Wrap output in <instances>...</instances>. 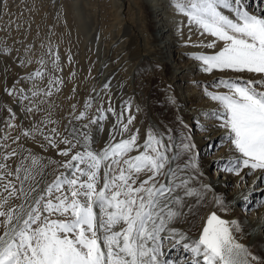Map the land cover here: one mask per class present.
I'll return each instance as SVG.
<instances>
[{"label": "snow or ice", "instance_id": "obj_1", "mask_svg": "<svg viewBox=\"0 0 264 264\" xmlns=\"http://www.w3.org/2000/svg\"><path fill=\"white\" fill-rule=\"evenodd\" d=\"M171 6L187 17L190 27L211 38L196 46L216 49L223 44L211 54L192 57L200 70L238 74L204 86V95L216 107L203 112L208 121L203 131L225 129L228 153L221 158L220 171L239 177L238 184H245L248 176L253 183L264 181V8L257 13L244 0H171ZM24 50L31 53L32 46L25 45ZM59 60L49 45L38 63L51 61L52 69L59 71ZM32 62L31 55L19 61L22 66ZM43 75L37 70L22 79L34 82ZM62 83L59 77L50 78L47 90H37L33 83L30 96L24 89L5 88L9 96L19 92L25 118L46 113L22 135L33 140L42 136L46 142L42 146L68 159L57 164L64 171L46 183V165L38 156L0 150V264H264V258L235 239L233 229L241 230L238 222L222 219L215 211L207 216L198 239L173 226L194 219L195 209L213 191L201 182L203 172L190 135L174 143V129L149 127L141 142L131 105L125 101L118 113L111 96L108 107H98L88 123L79 124L86 111L76 115L72 105L64 132L49 129L48 125L59 122L52 119L53 105L47 109L41 105L49 103L53 87ZM110 89L109 83L102 85L104 93ZM96 98L103 105L105 96L96 93L85 102V110ZM7 110L15 120L12 108ZM109 113L114 123L108 142L97 152L92 126L103 131ZM6 126L16 127L10 122ZM8 139L16 143L20 137H3ZM8 148L0 144V149ZM13 157L19 158L14 170L9 163ZM213 199L221 211L230 210L231 203L221 195L214 194ZM169 248H179L182 255L170 256Z\"/></svg>", "mask_w": 264, "mask_h": 264}, {"label": "rangeland", "instance_id": "obj_2", "mask_svg": "<svg viewBox=\"0 0 264 264\" xmlns=\"http://www.w3.org/2000/svg\"><path fill=\"white\" fill-rule=\"evenodd\" d=\"M114 1L117 0H0V144L10 145L8 149L0 150L17 149L22 156H27L29 153L38 156L46 165V183H51L59 172L64 171L63 168L57 169V164L68 158L59 156L55 149L42 146L46 142L40 135H37L35 140L22 135L24 131L31 130L39 120L44 119L46 113L40 112L35 118L31 115L25 118L24 105L18 102L19 92L17 91L15 97L9 96L5 88L24 89V94L30 96L29 90L33 89V83L37 90H47L49 79L59 77L63 83L53 87V94L48 98L49 103L41 107L47 109L49 104L53 105L52 119L59 123L50 124L48 128L56 127L61 133L64 132L65 125L68 123L67 117L72 112V105H76V115L86 111V119L79 122L82 125L96 115L98 107H108V96L112 97V106L118 113L125 101L131 105V114L135 116V127L140 129L141 142L146 129L157 127L162 130L181 131L184 136L190 135L193 143H197L198 140L194 141L193 137L202 131V124L208 122L204 117L199 116L200 123L202 121L203 123L194 128L189 125L191 121L184 120L183 125L179 123L183 117H180L174 108L178 95L172 82L167 78L168 72L165 68L168 66L163 64L167 56H162L159 47L154 43L144 1L123 0L121 8L116 6ZM115 41L117 44L114 45ZM25 45L32 46L31 53L25 52ZM49 45L59 54V71L52 69L51 61L43 66L38 63L41 54L47 51ZM222 46L219 44L218 50ZM5 48L9 50L8 53L3 51ZM29 55L33 62L20 65V58ZM141 55L147 57L143 58ZM37 70H41L45 75L34 78V82L22 79ZM203 75L208 79L216 75L212 78L218 79L223 73L214 71L212 74L204 73ZM105 82L111 85L107 93L102 90ZM205 85L198 87L197 95L204 93ZM56 87H59V91L55 90ZM96 93L105 96L103 105L96 98L92 107L85 110V102L90 97H95ZM207 106L206 110L211 109L210 104ZM8 108H12L16 114L15 120H11ZM6 122L16 127L9 128ZM113 123L114 118L109 113L108 119L104 121L103 131H98L96 125L92 126V131L95 133L93 144L95 151L102 150L108 142V132ZM5 135L11 138L20 137V139L16 143H13L12 139L5 141L3 140ZM20 145L23 147L21 148ZM212 145L214 147L211 149L208 146L201 147L200 152H197L198 160H207L215 154L217 158H211L209 161L223 157L222 154L217 155L221 146L217 148L214 144ZM50 161L56 163H49ZM18 162L17 157L9 161L13 170ZM214 169L219 172V167L213 165L209 168L210 174H214ZM263 184L264 181L256 180L250 189L254 187L260 196H264V187L259 188ZM232 188H234L233 185ZM249 194V198L255 200H250L252 203H259L256 206L257 210L264 207V204H261L264 198L258 201V198H254V194L251 192ZM247 200L246 197L237 200L241 212L246 216L245 208L250 209L251 204ZM214 205L211 201L208 202V207ZM223 213L220 212V216L226 217V213ZM203 215L201 212L198 218L202 219ZM201 222L200 220L196 224L194 236Z\"/></svg>", "mask_w": 264, "mask_h": 264}, {"label": "bare ground", "instance_id": "obj_3", "mask_svg": "<svg viewBox=\"0 0 264 264\" xmlns=\"http://www.w3.org/2000/svg\"><path fill=\"white\" fill-rule=\"evenodd\" d=\"M124 1L117 0L114 2L116 6L121 8L123 7ZM142 1L146 4V10L148 11L147 14H149L148 22L151 23L150 26L154 36V43L157 47H159L160 54L164 57L165 55L167 56V60L163 64L168 66V68H165V71L168 72L167 78H169L172 82L175 92L178 95L174 108L176 112L180 114V117H183V121H191L189 125H192L194 128L203 123H200L201 120L199 121V116L203 117V112L208 108L207 104L211 105L209 108L216 107L213 102L206 98L204 93H199V95H197L196 90L198 87H202V85L211 84V82L217 77L212 78L216 75H213L211 77L212 79L205 77V75H203L204 72L200 70L199 62L195 61L192 57L200 53L211 54L214 51H218V47L216 49H207L196 46L204 41L210 40L211 38L206 35L202 36L200 31L194 26L190 27L187 22V17L182 14H178L171 6V0ZM244 3L250 10L257 13L261 10V8H264L262 0H244ZM73 6L76 8L75 4H73ZM224 11L225 14L230 15L227 10ZM115 44H117L116 41L114 45ZM220 44L223 45L222 43ZM141 57L145 58L147 56L141 55ZM237 75L238 74L235 73L225 72L222 77H235ZM212 90L216 91V89ZM218 91L224 90L219 89ZM204 103L206 104L203 105ZM219 133L222 135H218ZM175 135L176 140L174 143H178L179 140L184 137L181 131L175 132ZM216 136L218 138H216ZM224 137L225 129L223 128L215 127L209 132H204L202 129L201 132H198L193 137L194 141L198 140L197 143H194L196 146V152H200L201 147L205 148V146H208L209 144H219L222 146L218 150L219 153L217 152V155L222 154L223 157H225L228 153V147L227 141ZM215 157L217 158L216 154L211 155L207 158V160H198L199 167L203 172V176L200 178L201 182L210 184L213 191L207 193L204 205L195 209L196 215L194 219L189 217L187 223L181 221L173 226L186 232L191 239H198L199 234L202 231L203 224L206 222L207 216L213 211H215L217 215L219 214V216L221 215L220 212H224L216 205L208 207L209 201L214 203V194L221 195L231 203V208L229 211L223 213H226V217H220L228 221L236 220L238 222L241 230L235 231V229H233V235L237 242L245 245L250 252H252V254L264 258V232L261 231V229L264 228V207L257 210L256 206H258L259 203H252L250 200L254 199L249 198V193L251 192L254 194V198H258V201H261L264 196H260V193H257L254 187L250 189L254 179L252 176L246 177L245 184H238L240 179L239 177L220 171L221 165L224 161H221V159L209 161V159ZM213 165L219 167V172L214 169V174H210L211 172L209 168ZM232 185L234 188H232ZM262 187H264V184L259 188ZM242 193H244L243 197L241 196ZM244 197L248 199L247 201L251 202L249 205L250 209L249 207L245 208L247 216L241 212L237 203V200H242ZM201 212H203L204 215L202 219H199L198 216ZM200 220L202 222L196 236H194L196 232V224H198ZM169 253L172 257L182 255L179 248H169Z\"/></svg>", "mask_w": 264, "mask_h": 264}]
</instances>
